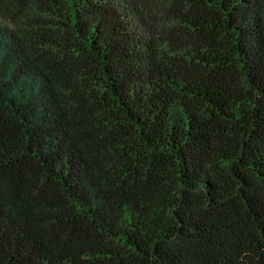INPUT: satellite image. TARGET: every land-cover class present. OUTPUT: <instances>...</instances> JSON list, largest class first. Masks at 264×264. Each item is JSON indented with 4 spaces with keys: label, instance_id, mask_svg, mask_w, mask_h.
I'll return each mask as SVG.
<instances>
[{
    "label": "trees",
    "instance_id": "1",
    "mask_svg": "<svg viewBox=\"0 0 264 264\" xmlns=\"http://www.w3.org/2000/svg\"><path fill=\"white\" fill-rule=\"evenodd\" d=\"M0 7V264H264V0Z\"/></svg>",
    "mask_w": 264,
    "mask_h": 264
},
{
    "label": "rangeland",
    "instance_id": "2",
    "mask_svg": "<svg viewBox=\"0 0 264 264\" xmlns=\"http://www.w3.org/2000/svg\"><path fill=\"white\" fill-rule=\"evenodd\" d=\"M139 5L140 10L148 16L151 20L159 23L161 20L166 19V15H169V6L172 0H133ZM1 9V7H0ZM0 10V41L4 40L9 34L12 26L7 20L3 18ZM9 28V29H8ZM12 32V31H11Z\"/></svg>",
    "mask_w": 264,
    "mask_h": 264
}]
</instances>
